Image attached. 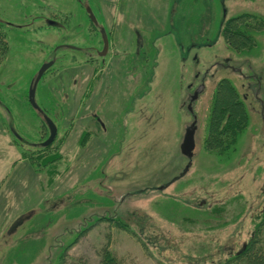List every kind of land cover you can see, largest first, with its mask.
<instances>
[{
  "label": "rangeland",
  "instance_id": "1",
  "mask_svg": "<svg viewBox=\"0 0 264 264\" xmlns=\"http://www.w3.org/2000/svg\"><path fill=\"white\" fill-rule=\"evenodd\" d=\"M139 2L141 8L164 6L162 30L146 35L139 58L132 57V47H112L104 63L89 64L83 52L57 49L84 47L87 34L90 45L101 49L76 0H0V16L14 24L57 13L68 27L6 29L9 54L0 64V264H58L66 249L96 264L105 246L125 264H221L242 249L264 216V33L243 54L230 50L222 34L233 17L264 19V0ZM116 3L92 0L109 23L117 18ZM52 57L56 62L40 80L36 101L58 133L54 153L37 158L14 139L36 145L47 136L29 91ZM222 79L232 82L249 114L231 156L203 147ZM202 84L190 112V95ZM88 87L92 93L82 99ZM91 117L101 127L87 135ZM194 120L189 159L180 146ZM52 155L59 161L43 168ZM100 219L120 220L137 237Z\"/></svg>",
  "mask_w": 264,
  "mask_h": 264
},
{
  "label": "trees",
  "instance_id": "2",
  "mask_svg": "<svg viewBox=\"0 0 264 264\" xmlns=\"http://www.w3.org/2000/svg\"><path fill=\"white\" fill-rule=\"evenodd\" d=\"M261 33H264V19L253 14H242L228 19L222 31L226 45L236 54L247 53L254 49L257 46V35ZM8 54L9 44L6 38V29L0 25V64L7 60ZM43 111L48 115L46 110L43 109ZM207 122L204 149L219 156H231L235 153L239 139L248 126L249 114L246 103L230 80L222 79L218 82ZM43 129L44 131L46 129L44 124ZM53 148L52 143L50 147L42 148V152L53 154L54 152L50 151ZM54 151H59V147H56ZM54 156L49 158L48 163L46 162L47 164L43 165V168L59 161L60 158ZM56 168L57 166H51L49 171L55 172ZM100 221H108L116 229L136 236L127 224L120 222V220L100 219ZM138 241L146 248L140 238ZM67 253L68 249L60 254L58 264H92L83 256L71 257ZM96 264L125 263L108 246H105L101 250L100 260ZM221 264H264V216L256 224L250 240L242 249Z\"/></svg>",
  "mask_w": 264,
  "mask_h": 264
},
{
  "label": "flooded vegetation",
  "instance_id": "3",
  "mask_svg": "<svg viewBox=\"0 0 264 264\" xmlns=\"http://www.w3.org/2000/svg\"><path fill=\"white\" fill-rule=\"evenodd\" d=\"M76 1L79 3L80 8L84 11V14L86 16L87 23H84L86 30H88L90 32L93 31L96 35H98L100 37V42L102 44L101 49H99V50L96 47H94L93 45H90L92 43V41H91V38L88 37V34H87V36H86L87 38H85V41L88 39L87 43H89V44L84 46V47H80V46L77 47V48L84 50V51H77V52H79V53L83 52V54H81V55L84 56V58H86V61L89 64L97 63L98 60H101L104 63V59L109 55L112 47L113 48L119 47L120 49L122 47L123 48H125V47L131 48L132 47L134 49V51L131 52V53H133L132 57L139 58L140 54L142 53L141 51L146 48V44L148 41L147 38H145L146 35L148 36L149 33L155 31L156 29L162 30L159 26L162 25L161 18L164 16L165 12L163 10H165V9H164V6L163 7L159 6L157 9L155 7V2H154L153 7H152V3H150L146 7L143 6L141 8L139 0H116L117 1V3H116V10H117V14H116L117 16L116 17L117 18H115L114 22L109 23L108 19H107V15L104 16L102 13H101V15H99L97 11L96 12L94 11L93 5H92V0H76ZM109 1L110 0H105L106 5L109 3ZM86 6H89L91 8V10H92V12H93V14L97 20V24H95L91 21L90 16L86 11ZM95 6H96V3H95ZM140 9L143 10L142 13L139 11ZM152 11H154L160 18L156 19V17H154V15H152ZM54 15H56V16H52V17L49 16L48 17L45 15H39V16L27 18L28 19L27 22H23V23H19V24H14V23L7 21L6 19H4L3 17L0 16V25L3 26L5 29L14 28V29H26V30H28V29H33L34 27L37 26V24H39L38 27H51V28H54V29H57V30H60L63 32L68 30L67 25L65 23H63L65 16H63L61 14H57V13H55ZM55 17H57L58 19L57 18L55 19ZM147 19L151 20V22ZM153 20H156V22ZM169 21H171L170 13H169V18H168L167 23H169ZM155 25H158V26L155 27ZM81 29L82 28H80V30ZM101 29L105 30L106 35H107V39H108V50H107V54L105 56H99V53H101L103 51V48H104V42H103V38L101 35ZM69 32H70V29H69L68 33ZM62 44H65V43H62ZM129 54H130L129 51H125L126 56H128ZM201 87H203V84L198 86L197 88H195L193 94L190 95V98H189L190 103L187 107L190 112L192 110L191 105L197 99V97L201 91L200 90ZM90 91L92 93V87L85 88V95L83 96L82 99L88 98V93ZM192 124H195V126H196V120H194L192 122ZM99 126L101 127L100 120L97 117H91V119L89 120V123L86 124V126H84V129L88 128V130H85L86 132L85 131H83V132H84V134H87V135H93L94 131H97ZM45 127L47 129L46 130L47 132H45V135L47 133V136L44 137L42 135V139L40 140L39 144L44 142L49 136L48 128L46 125H45ZM14 141H16L18 146H22V145L28 146L30 151L36 152L37 158H38V154L43 153L42 152L43 149H42V147L38 146L39 145L38 143L36 145H32V143H29L26 140L19 141V140L14 139Z\"/></svg>",
  "mask_w": 264,
  "mask_h": 264
},
{
  "label": "water",
  "instance_id": "4",
  "mask_svg": "<svg viewBox=\"0 0 264 264\" xmlns=\"http://www.w3.org/2000/svg\"><path fill=\"white\" fill-rule=\"evenodd\" d=\"M86 11L90 16L91 21L93 23L97 24V20H96L93 12L89 6H86ZM101 35H102L103 42H104V48H103V51L101 53H99V56H105L107 54V50H108V39H107V35H106V32L104 29H101ZM60 48H67V49L74 50V51H84L83 49L77 48L75 46H61L57 49H60ZM55 62H56V58L52 57V59H50L48 62H46L41 67L36 78L31 83L30 91H29V102H30L32 108L37 112V114L41 118L42 122L47 126L48 131H49L48 138L44 142H42L41 144L38 145L39 147H42V148H47L48 146H50L54 142V140L57 136V133H58V128H57L56 124L54 123V121L51 118H49V116L38 105V103L36 101V90H37V86H38L40 80L42 79V77L44 76V74L55 64ZM9 121H10V119H9ZM195 130H196L195 124H192L191 126L186 128L184 139H183V142L181 143V146H180L181 153L189 159H191L193 157V152L195 149V138H194ZM16 137H18V136L16 135ZM18 140L23 141L19 137H18Z\"/></svg>",
  "mask_w": 264,
  "mask_h": 264
}]
</instances>
